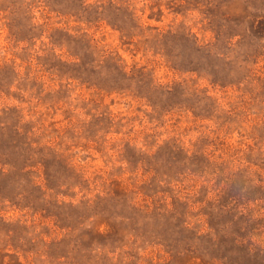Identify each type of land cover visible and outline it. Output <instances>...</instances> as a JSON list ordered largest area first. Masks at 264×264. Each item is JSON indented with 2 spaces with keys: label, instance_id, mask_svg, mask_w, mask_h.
Returning <instances> with one entry per match:
<instances>
[{
  "label": "rangeland",
  "instance_id": "374dc122",
  "mask_svg": "<svg viewBox=\"0 0 264 264\" xmlns=\"http://www.w3.org/2000/svg\"><path fill=\"white\" fill-rule=\"evenodd\" d=\"M263 253L264 0H0V264Z\"/></svg>",
  "mask_w": 264,
  "mask_h": 264
},
{
  "label": "trees",
  "instance_id": "16d2710c",
  "mask_svg": "<svg viewBox=\"0 0 264 264\" xmlns=\"http://www.w3.org/2000/svg\"><path fill=\"white\" fill-rule=\"evenodd\" d=\"M258 253L260 254V252L258 251ZM263 255H264V253H263Z\"/></svg>",
  "mask_w": 264,
  "mask_h": 264
}]
</instances>
